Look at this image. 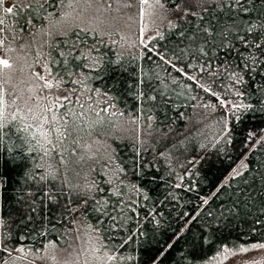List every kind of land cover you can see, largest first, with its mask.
I'll list each match as a JSON object with an SVG mask.
<instances>
[{
    "label": "trees",
    "instance_id": "obj_1",
    "mask_svg": "<svg viewBox=\"0 0 264 264\" xmlns=\"http://www.w3.org/2000/svg\"><path fill=\"white\" fill-rule=\"evenodd\" d=\"M105 1L122 15L139 9ZM74 2L15 0L0 14L15 41L52 33L50 75L90 102L56 109L45 144L0 122V262L89 231L103 264H203L264 244V0H158L163 26L139 54L97 28L59 27Z\"/></svg>",
    "mask_w": 264,
    "mask_h": 264
},
{
    "label": "rangeland",
    "instance_id": "obj_2",
    "mask_svg": "<svg viewBox=\"0 0 264 264\" xmlns=\"http://www.w3.org/2000/svg\"><path fill=\"white\" fill-rule=\"evenodd\" d=\"M15 0H3L0 14L12 6ZM139 9L133 15H122L118 8L110 10L105 0H76L67 5L59 27L72 25L86 29H98L102 37L120 46L126 53L139 54L145 43L158 31L161 15L158 0H138ZM71 8V9H70ZM70 9V10H69ZM112 11V12H110ZM7 13V12H6ZM70 14V15H69ZM55 26V25H54ZM118 28L114 34L111 27ZM117 29V30H118ZM121 31V32H120ZM52 33L40 37L36 33L28 41L14 40L10 30L0 31V59L7 60L11 67L0 65V122L16 120L30 126L45 144L48 134L57 131L55 111L62 106L89 105L84 95L74 97L71 89L63 88L50 75L44 42L52 40ZM51 84L52 87H46ZM91 101L101 107V98ZM78 101V102H75ZM87 109V107H86ZM71 115V112H70ZM41 144V145H42ZM238 169V168H237ZM264 244H250L239 248H224L203 264H264ZM14 250L0 264H103L104 252L92 232L81 233L77 241L62 248L50 244L42 250Z\"/></svg>",
    "mask_w": 264,
    "mask_h": 264
},
{
    "label": "snow or ice",
    "instance_id": "obj_3",
    "mask_svg": "<svg viewBox=\"0 0 264 264\" xmlns=\"http://www.w3.org/2000/svg\"><path fill=\"white\" fill-rule=\"evenodd\" d=\"M3 3V0H0V4ZM220 3L223 4L224 0H220ZM247 3V0H230V4L228 5L229 7H232L233 9H235L236 7H241ZM28 7H31V5H29ZM5 11L7 13H12L13 12V7H8L7 9H5ZM0 23H2V21H0ZM235 24V21H233V25ZM252 25H249L248 28V34L251 35L252 34ZM205 32H208V29H204ZM212 34V33H210ZM239 39L244 43L245 48L251 47L252 44L246 39V37H239ZM264 39V33L258 34L256 36V43H255V48L257 49V51H259L261 53V56H264V42H261V40ZM239 55V53H238ZM161 60H165L164 56H160ZM253 61H255V63H259V61L256 60L255 57H252ZM167 63V61H165ZM0 65H3L4 68H9L11 67V65H9L7 60H3L0 59ZM245 68H247L249 71H255V67L250 66L249 64L245 63ZM177 71H180V69H177ZM189 79H191V77H189ZM240 79L242 78H238L237 82H240ZM46 87H52L51 84H47ZM205 91H209V89H205ZM240 93H237V95H239ZM221 103H223V101H221ZM235 107L239 108V107H248V106H242V105H236ZM241 173H239L238 171L236 172V175H240ZM4 179V177L2 175H0V181H2ZM208 201L205 200L204 203L206 204ZM172 245H169V248H171ZM260 247H264V245H260ZM161 255H163V253H161ZM109 259H112V257H109ZM158 259V258H157ZM155 264V262H154Z\"/></svg>",
    "mask_w": 264,
    "mask_h": 264
}]
</instances>
